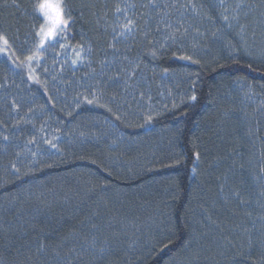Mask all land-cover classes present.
Wrapping results in <instances>:
<instances>
[{
	"label": "trees",
	"instance_id": "16d2710c",
	"mask_svg": "<svg viewBox=\"0 0 264 264\" xmlns=\"http://www.w3.org/2000/svg\"><path fill=\"white\" fill-rule=\"evenodd\" d=\"M39 2L0 0V264H264V0H63L73 70Z\"/></svg>",
	"mask_w": 264,
	"mask_h": 264
},
{
	"label": "snow or ice",
	"instance_id": "6c2138e0",
	"mask_svg": "<svg viewBox=\"0 0 264 264\" xmlns=\"http://www.w3.org/2000/svg\"><path fill=\"white\" fill-rule=\"evenodd\" d=\"M239 7V5H237ZM38 13L43 17L45 24L41 26L40 31L38 35L42 37L43 39H47L49 37L55 36L58 29L65 28L67 26V19H65V5L63 3V0H40L39 4L37 5ZM120 9L117 8V12H119ZM237 17H233V19H236ZM225 20H228V16H224ZM131 24L132 22L129 21L128 24L124 25V29L126 31H131ZM0 42H3L4 44H7V40L0 36ZM185 59H190V57H184ZM191 99L194 101L196 99L195 96H192ZM151 119V117H149ZM197 157H199V153H197ZM44 245L41 244L39 251H44ZM90 247H94V244ZM167 247V245H165ZM99 251L102 253L104 251V248L101 247ZM58 255V253H57Z\"/></svg>",
	"mask_w": 264,
	"mask_h": 264
},
{
	"label": "rangeland",
	"instance_id": "374dc122",
	"mask_svg": "<svg viewBox=\"0 0 264 264\" xmlns=\"http://www.w3.org/2000/svg\"><path fill=\"white\" fill-rule=\"evenodd\" d=\"M240 2H244V0H240ZM254 20L256 21V19ZM262 27L264 29V24H262ZM66 31L67 26L65 28L58 29L55 36L43 39V42L41 41V48L47 49V45H53L55 52H53L52 54L56 59L55 63L60 68H63L62 65L66 67L71 66V70H73L84 64H87L89 51H87V48L85 47H74L72 45H69L65 40ZM261 34L262 36H264L263 32ZM59 67L55 66L54 68L57 69Z\"/></svg>",
	"mask_w": 264,
	"mask_h": 264
}]
</instances>
